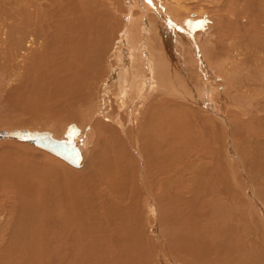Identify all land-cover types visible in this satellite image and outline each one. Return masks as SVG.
<instances>
[{
	"label": "bare ground",
	"instance_id": "bare-ground-1",
	"mask_svg": "<svg viewBox=\"0 0 264 264\" xmlns=\"http://www.w3.org/2000/svg\"><path fill=\"white\" fill-rule=\"evenodd\" d=\"M117 1H6L10 10L7 14L5 12L2 13V17L0 16V74L10 71L6 75L4 74L7 80L5 84L10 85L14 82L12 87L5 89L8 91V98L15 95L19 97L26 91L31 96L32 93L37 92L38 88V92L35 94H43L44 90H41L40 86L42 84L44 87L49 85L46 88L51 87L54 98L59 100L56 104L66 105L67 108L72 109L70 112H75L76 116L79 114L77 117H81L80 120L85 119L89 125L88 127L84 126L83 133H81L84 142L86 141L83 153L73 142L81 157L78 168L73 166L74 169H71L66 165H59L61 167L58 169L57 165L54 164L57 166L56 168L52 167V163L49 165V162H46V166L33 163L30 168L29 159L23 158L28 162H24L22 159L25 166L18 163L22 175L18 179L14 176V171H11L10 167L7 168L6 161H4L6 168L4 164H0V183H4L0 188L12 189L10 194L13 198V205L8 208V217L0 220L4 232L3 236H0V264L3 262H9V264H171L167 263L170 259L168 252L160 250V248L165 249L169 241L176 243L173 249L175 248L178 253L183 255L184 251H186V255L195 253L197 256L194 255V257H197L198 260V257H202L199 256L202 253V246L192 244L198 239L197 232L199 230L196 228L198 224L194 225V228L192 226L194 222L191 221L193 217L196 219L194 211L197 209L196 206L192 207L193 198L189 200L186 198V195L192 190L188 192L185 191L187 188H183L184 190L179 188L182 186V181H179L186 178L184 175L190 177V179L187 177L186 181L191 180L194 186L202 181V179L199 181L195 172L193 173L192 165L194 160L197 162V159L189 161L191 153H194L196 149H191L193 146L187 149V146L193 144L194 139L197 141L198 136L196 138L195 134L193 137L190 136L195 126L192 125L194 120L189 119L188 116L195 112L200 118L206 120L209 126L212 124V127L210 126L212 129L220 124L225 129V133L227 132L228 114L222 106L225 105L226 98L228 100L230 98L228 89L229 84L232 85L231 81L229 80V82L227 79H230V76L224 74L229 72L227 71L229 69L224 68L227 69L226 72L223 68L218 72L210 70L214 66L213 63L217 61V55L213 54L212 58L216 60L211 63V60L207 61L208 57H204V50L209 49L208 47L212 45L211 37L214 32L211 33V36L209 34L193 36L192 27L194 25L189 24V13L185 16L182 15L183 13H179L181 5L178 1L177 3L176 1L171 3V1L167 4L169 0H121L119 3L121 7L118 8H123L122 28L114 34L120 27L115 28V26L120 22L117 21L118 24L111 23L110 17L112 12L117 10L114 7L119 6V4L115 5L120 0ZM232 1L228 0L227 6L232 4ZM243 1L241 14L251 17L250 24L256 31V35H262L263 31H260V27L264 25V12L255 7L252 8L250 4L252 0ZM236 2L238 3L239 0ZM104 3L110 9L112 8L111 16H109L108 7ZM263 5L264 0H262ZM120 11L119 9L118 12ZM202 14L204 12L200 9L195 16L200 17ZM114 18L112 17V20ZM217 25L216 29L219 33L222 29H218ZM212 29L215 28L212 27ZM162 43L169 46L171 52L174 53L176 66L181 69H184L185 66L182 57L186 53H188L187 56L190 54L188 60L191 59V65L194 67L193 72L195 71V74L191 75L196 77L199 83L197 88L190 87L186 98L193 107L190 113L185 111L187 107L184 108V106L178 105L179 102H174L177 99H185L183 92L186 93V91H183L182 82L186 81L185 85L191 83L189 78H193V76L189 74L191 76L188 78L189 81H184V70L180 72V77L175 75V71L170 70L169 63L166 61L167 59L165 60V55L162 54V49V52L158 51L160 47H163ZM262 46L264 54V43ZM42 49L47 50L42 52ZM235 51L240 50L236 48ZM40 54L41 56L43 54L44 62L40 60V56L38 60ZM48 55L51 59L49 65L46 62ZM254 58L249 60H256ZM244 60L246 59L244 58ZM190 62L188 63L190 64ZM189 64L188 66H190ZM257 65L258 67L256 66L254 69L264 74V55ZM232 68L230 70H234ZM30 70L31 73H36L31 82H29V78H26V74ZM252 70L253 68H251V72ZM242 73L244 74V71ZM255 74H259L258 71ZM243 78L242 81L246 79V77L244 80ZM39 83L40 86L37 85ZM193 83H196L195 80ZM26 88L27 90H25ZM236 91L240 93L239 88ZM260 92L264 94V88ZM252 95L249 97L250 99H252ZM37 96L42 97L39 94ZM48 96L47 98H50ZM168 97L176 99L174 98V102L172 100L173 103H171ZM245 97H243L246 99L243 102L244 106L241 108L248 107L245 104L250 102L249 98ZM217 98L221 99L220 103L225 98L223 105L217 104ZM21 99L23 100V97ZM32 99L35 100L33 97ZM41 100L43 103L36 102L39 103L38 106L41 105L40 111L43 110L41 109L42 104L46 101L45 99ZM50 100L53 99L50 98ZM94 100L96 103L93 111L89 107L93 106L94 102L90 103ZM237 103L234 102V105L238 106ZM174 104H176L175 108L172 106ZM164 106L166 109H163ZM180 106L185 109L184 113L179 111ZM46 107L48 106H44V108ZM170 107L176 110L173 112L174 114L182 113L184 118L177 117L178 119L169 122L161 120L159 114L162 113L159 111L168 113ZM229 107H231L230 104H228ZM44 110L39 112L42 114L41 117L43 113L47 112ZM49 111H51L50 108ZM242 111L244 110L242 109ZM33 112V114L31 112L33 117L30 113L29 116L36 120L38 114ZM81 112L85 115L81 116ZM57 114L59 116V113ZM52 115L54 116V114ZM57 119L60 120V118ZM127 124L134 125V127L138 124V127L133 130V126H130L129 131L124 132ZM17 125L22 126V123H17ZM195 125L197 126L198 123L196 122ZM85 128H89V131L84 132ZM14 130L25 129L16 128ZM144 130H147L145 133L152 131L148 135L140 136L139 134H143ZM26 131L35 133L33 130ZM46 132H48L47 129ZM184 132L188 139L184 138ZM210 132L217 140V135ZM227 134H225V138L223 137L224 146L221 148L222 151L224 149L222 152L224 154L219 155L216 166H214L216 160H213L212 165L215 169L208 168L214 172L216 170L217 174L218 172L221 174L223 169L228 170L229 167L231 173L232 168H235L234 171H236L241 166L239 164L238 167L239 162L236 159L238 154L235 152L236 146L233 145L234 138H238L237 131L230 134L228 129ZM94 135L95 142L92 144ZM138 136L141 138L138 139ZM131 137L132 139H130ZM227 138H229L231 146L229 143H225ZM218 140L221 142V139ZM195 144L194 146H196ZM201 145L202 143L197 147ZM187 150L192 151L188 153ZM23 154L26 153L22 152L21 156H25ZM232 154L235 164L232 162ZM34 155L36 154L33 153ZM37 156L40 155L35 156V161ZM207 159L209 158L207 157ZM20 160L18 159L19 162H21ZM187 161L190 162L189 165H186ZM230 162L233 165L229 166ZM26 163L29 164V167H26ZM196 168L199 169V167ZM202 168L199 170L202 171ZM197 169L196 171L199 172ZM172 171H174L173 176L170 174ZM203 171L205 172L204 169ZM23 172L25 173L23 174ZM209 173L210 171L205 172L208 175ZM225 173L223 172L222 176L226 175ZM190 174L192 175L189 176ZM217 174L213 173V176H209L216 179ZM226 176L229 177V175ZM230 177L234 179L233 176ZM51 180L53 181L51 182ZM221 180L226 182L225 178L220 179L219 183L226 184L220 182ZM229 180L227 179V182ZM244 180L247 181L246 175H242L243 182L239 183V187L236 186L239 188L238 191H242L245 186ZM175 183L180 184L178 187L174 186L176 188L172 192L171 190L174 188L171 185ZM209 183L215 187L217 182ZM186 184L183 183V185ZM181 195L184 196L181 198ZM251 200L253 199L251 198ZM188 203L192 204L190 205L191 211L188 214L185 213L184 216L182 210L187 207ZM174 213L183 217L182 223L171 222ZM186 216L189 217L185 218ZM208 216L213 218L212 215ZM197 218L196 222L204 220V217L202 220ZM209 219L208 217L207 221H211ZM260 219L263 221L261 217ZM212 249L211 251H213ZM154 250L157 253H154V256L149 255ZM194 257L192 259H195ZM205 257H207L206 254ZM200 261L202 260L200 259L198 262L200 263ZM193 264H197V262Z\"/></svg>",
	"mask_w": 264,
	"mask_h": 264
},
{
	"label": "rangeland",
	"instance_id": "rangeland-1",
	"mask_svg": "<svg viewBox=\"0 0 264 264\" xmlns=\"http://www.w3.org/2000/svg\"><path fill=\"white\" fill-rule=\"evenodd\" d=\"M6 1L7 0H0V9H1L0 10V12H1L0 16L3 15L2 13H5V12L7 14L10 10L9 9L10 6L7 5L8 2H6ZM175 1H176V3L178 1L179 5H181L180 10H179L180 14L183 13L182 15L185 16L186 14L189 13V18H188V21L190 20L189 24H191L192 26L194 25L192 27V30H193L192 35L193 36H196V35L201 36V34H203V35L209 34L211 36V33L214 32L212 34L213 36L211 37L212 45L210 47H208L209 49L204 50V57L205 58L208 57L207 61L211 60V63H213L216 60V59L212 58L213 54L215 53L217 55V61H216V63H213L214 66L211 67L210 70L212 72H218L219 69L223 68V70L226 72V70L229 69V70H227L229 72L224 73V71H223V73L226 74V76H230V79L229 78H227V79H228V81L229 80L231 81V85H232V86H230V84H229V89H228V91H229L228 95H230V98H229V96H227L229 98V100H231L232 102L226 98V100L228 102L226 101L225 105H223L225 98L223 99L222 103H220L221 99L219 100V98H217V104H219V106L223 105L222 106L223 109L225 111H227V114H228L227 122H226L227 123L226 124L227 125V132L225 133V129L223 128L222 125L217 124L215 129H212L211 128L212 124L210 125L211 126L210 127L209 123L206 120H203L202 118H200L195 112L190 113L192 111L193 107H191L192 104H190L186 98H187L188 92H190L191 88H197L199 86V83L196 80V77L191 75V74H195L194 73L195 71L193 72L194 67H193V65H191L192 64L191 59H190L191 62L188 60L190 58L189 57L190 54H189V56H187L188 53H186V55L184 57H182V59L184 60L185 66H184V69H181L180 67L176 66V62L174 59V53L171 52L169 46H167V45L165 46V44L162 43L163 47H160L158 49V51L160 50V52H162V51L164 52V53L162 52V54L165 55V60L167 59L166 61H168V63H169L168 66H169L170 70H172L173 72L174 71L176 72L175 75L180 77V74H181L180 72L184 70L183 71V72H185L184 73V75H185L184 81L188 80L189 77L193 76V78L196 82V83H193L194 80L192 77L189 78V80L191 79V81H192V82L190 81L191 83H189L190 86H189V84H187L188 86L185 85L186 81L182 82V88L183 87L185 88V89L183 88V91H186V93L183 92L186 100L185 99L184 100H180V99L175 100L176 99L175 97H174L175 99L172 97H168L169 100H171L170 101L171 103H173L175 100L174 103L179 102L180 104H178V105L184 106V108H186V107L188 108V109L186 108V110H185L184 108H182L180 106L179 111L180 112L182 111V113H184V110H185L187 113H190L188 117H189V119L192 118L194 120L192 125L195 126L193 129L194 133L193 132L190 133V136L193 137L194 134H195L194 135L195 138L198 136V138H196L197 141H195V139H194V143L187 146L188 147L187 149H189L190 147L193 146V148H191V149L194 150V148H195L196 151L194 153H191L192 150H187V151H189L188 153H191V156L189 157L190 162H192L194 159H197L196 160L197 162H195V160H194V164L192 165V167H194L193 173L195 172V174H197L199 177V181L201 179H202V181H200L199 184L195 185L197 187H195L191 183V180L186 181V178L188 177V175L187 176L184 175V177H186V178H183L184 180L182 179L179 181V182L182 181V186H180L179 188H181L182 190H184L183 188H185V189L187 188L188 190L186 189L185 191H188V192H190L192 190L190 193H188L186 195L187 196L186 198L188 200L193 198V201H192L193 206L192 207L196 206V208H197L194 211V214H195L194 216H196V219H195V217H193V219H195V220L192 219L191 221L194 222L192 224V226H194V225L196 226L198 224L196 226V228L199 229L197 232V234H198L197 238L198 239L196 240V242L193 241L192 244L194 246L195 245L202 246L201 247L202 253H201V255H199L202 257L201 258L198 257V258H199V260L200 259L202 260V261H200V263H203V264H264V231H263L264 225H261L264 223V130H263L264 129V106H263L264 105V102H263L264 101V97H263L264 94H262L260 92V90L264 88V74L259 72V70H257V69L256 70L258 71L259 74H255V73H257V71L254 69V68H256V66L258 67L257 64L260 63V60L264 55L263 51H262L263 50L262 45L264 43V36L262 37V35H264V30H263L264 25L260 27V31L262 30L263 34L262 35H256L257 34L256 31H254V28L250 24L251 17L244 15V14H241V8H242V4L244 2L243 0H239L238 3L236 2V0H233L232 1L233 3L230 4L229 6H227L228 0H169V1H167V4L169 2L175 3ZM115 2H116V0H115ZM120 2H121V0L115 5H118ZM5 3H6V6H5ZM104 4L108 7V5L106 3H104ZM250 4H251L252 8L255 7L256 9H260V11L264 12V5L262 6V0L261 1L260 0H252V2ZM1 6H3V7H1ZM4 6H5V8H4ZM107 7H106V9H107ZM116 7L117 8L114 7V9H117V10H115V12H112V10H111L112 8L110 9L108 7V9H107L109 12V16H111L110 10L112 12V16L110 17L111 23L112 22L116 23L117 21H118V23L120 22L119 24L116 23V24H118L116 26L113 24L115 26V28H118L120 26L118 30L116 29L117 31H115L114 34H116L120 30V28H122L121 14H122L123 8H118V7H121L120 4H119V6H116ZM119 9L121 10L120 12H118ZM183 9H185L186 11ZM200 9H202L204 14H202V16H200V17L195 16ZM220 10H221V12H220ZM114 16L116 19L114 18ZM112 17L114 18L113 20H112ZM117 18H119L120 20L119 19L117 20ZM245 18H246V20H245ZM215 21L216 22L218 21V22L216 23ZM216 25L218 26L217 27L218 29L219 28L222 29L221 31H219V33L221 32L220 34L217 32L218 30L216 29ZM212 27L215 28L214 29L215 31L212 29ZM230 30H231V32H230ZM259 40H261L260 43H258ZM236 48H238V50H240V51H238V52L235 51ZM161 49H162V51H161ZM165 49L168 51H166ZM46 50L42 49V52L46 51ZM245 55H246V57H245ZM39 56L41 57L40 60L44 62L43 54H42V56H41V54L38 55V60L40 58ZM244 58L246 60H244ZM252 58H254L256 60H254V59H253L254 61L249 60ZM50 60H51L50 56L48 55L47 61H46L48 65L51 63ZM256 61H257V63H255ZM188 62H190V64ZM235 62H236V65H235ZM188 64L190 66H188ZM232 65H233V68H232ZM234 66H236V67H234ZM224 68H227V69H224ZM231 68L234 70H230ZM235 68H237V69H235ZM251 68H253L252 72H251ZM170 70H169V72L172 73V71H170ZM190 70H192V71H190ZM34 71H36V70H34ZM242 71H244V74L242 73ZM253 71H255V72H253ZM9 72L10 71H5L4 73L0 74V131H2V130L3 131H12V130L17 128V129H25V130H30V131L33 130L35 133L41 131L43 133V131L45 132V130L47 129L48 132H46V133H49V131H50L49 134H51V137H53L54 139H57V140H64V139H66V136L70 135L72 137V141L75 142L76 146L79 149H81L80 152L83 153L82 151H84V149H85L86 141L84 142V138H83V135L81 133H83L82 129L84 126L88 127L89 124L87 123V121H85V119L80 120L81 117L78 118L79 114H77V116H78L77 117L75 112H73V111L70 112V110H72V109H69V107L67 108L66 105L60 104V106H59L58 104H56L59 102V100L54 98L53 93H51V87H49L50 89L46 88L49 85L48 86L45 85L46 87H44L41 82L40 83L42 85L40 83L37 84L39 86L41 85L40 86L41 90L42 89L44 90L43 94L38 93L39 96H42L41 98L37 96L38 94H35L38 92L39 88L36 89L37 92H35V93H32V91H30V93H32L31 96L35 100L32 99V97L30 96L28 91H26V93H23V95H21V96L19 95V97H21V98L23 97V100L16 95L8 98V91L5 89L6 88L8 89L14 85V82L11 83L12 85L11 84L10 85L5 84V83H7V80L5 79L4 74L6 75ZM31 72L32 71L30 70L26 74V78L30 79L29 82H31L32 78L35 77L34 74H36L35 72H33V73H31ZM246 72H248V73H246ZM228 73H229V75H227ZM231 73H232V75H231ZM245 74H247V75H245ZM214 75H215V73H214ZM238 76H240V78H237ZM241 77L242 78L246 77V79L244 80V78H243L244 81H242ZM232 78H233V80L235 79L234 82H233ZM193 85H194V87H192ZM186 87H188V88L186 89ZM237 88H239L240 93H238V91H236ZM25 90H27V88ZM6 91H7V94H5ZM234 91H236V92H234ZM236 94H240L241 96L240 95L238 96ZM252 94L254 95V97ZM251 95H252V97H251L252 99L249 98ZM24 96L26 99L24 98ZM47 96L53 100H50V98H47ZM245 96H248V97H245ZM234 97H236V98H234ZM239 97H241V98H239ZM243 97H245L247 99L249 98L251 104L248 100H247L248 102H246L247 104H245V106L248 105V107H242L241 108V106H244V103H243V102H245L244 100H246ZM28 98H29V101H31L33 105L31 104V102L28 101ZM17 99H18V101H17ZM41 99L46 100V101H44V104H45V102H47V103L45 105L42 104L43 100H41ZM239 99H242L243 101L240 102ZM172 100H173V102H172ZM233 100L235 103L238 102L237 104L240 105V106L238 105L239 108L237 105H234ZM38 101H39V103L42 102L41 103L42 104L41 109H43V110L45 109L44 111H47L45 113L46 115L43 113L42 117H41L42 114L39 112H43V110L40 111L39 107L41 105L38 106L39 103L38 104L36 103ZM93 102H94V104H93ZM26 103H28V104L26 105ZM60 103H61V101H60ZM95 103H96L95 100L92 101L90 104H93V106L91 105V108L89 107V109L94 111ZM240 103H243V104H240ZM50 104H51V106L52 105L53 106L52 107L49 106ZM228 104H230L231 107L228 108ZM46 105L51 109V111H49L48 107L44 108V106H46ZM175 105L176 104H174L172 106H174V108H175L176 107ZM257 107H258V109H257ZM174 108L170 107V109H168V113H167V111H159L162 113V114H159V117H161V120L164 119L165 121L169 122V121L178 119L180 117L184 118V116L181 115L182 113L174 114L173 112L176 111ZM28 109L30 112L27 111ZM163 109H166V106H164ZM242 109L244 111H242ZM33 111H35V113L38 114V117L36 119L38 122L35 119H32V117H33L32 114L34 113ZM31 112H32V114H31ZM72 112H73V114H72ZM84 112L86 113L87 111H84ZM29 113L32 116L31 118L29 116ZM57 113H59V116ZM49 114H51V115L49 116ZM52 114H54V116ZM74 114H75V117H74ZM55 115H57V116L55 117ZM60 115H63V116H60ZM80 115L82 116L85 114L81 112ZM165 115H166V117H165ZM51 116H53V117H51ZM40 117H41V120L39 119ZM57 118H60V120ZM32 120H34V121L32 122ZM42 120L46 121L47 123H45ZM196 122L198 123L197 126L195 125ZM17 123H22V126H18ZM128 126H129V128H128ZM130 126L131 127L133 126L132 128L134 130V128L137 129L138 124H136V127H134V125H128L127 124L126 125L127 129L124 128V132H128L130 129ZM140 128H138V129H140ZM204 128H206V130H204ZM145 129H147V128H145ZM228 129H229L230 134L234 133L235 130L237 131L238 135L237 134L236 135L238 138H234L233 145L236 146L235 152L238 154V156H236V159H238V162H239L238 167L240 165L241 166L239 168H237L238 170L240 169L239 171L237 169H236V171H234L235 168L234 169L232 168L231 173H230V167L228 168L229 171L228 170L225 171L224 169L221 171L219 168V171H221L222 173L226 172L225 174L229 175V177H227L226 175H224V176H226V177H224V176H222L223 175L222 173L220 174V172H218V174H217L216 170L214 172L213 170L211 171L208 168L211 167L212 169H215L214 166H216L215 164H217V160H219V157L221 156V154H224V153H222V152H224V149L222 151L221 148H222V146H224L223 140H224L225 136L228 135L227 134ZM200 130H201V132H200ZM88 131H89V128L84 129V132H88ZM145 131H147V130H144L143 134H139V135L140 136L141 135L144 136L146 134L148 135L149 133H151L152 130H150V131L148 130L149 133H145ZM210 131H212L213 134L217 135V137H218L217 140H216L215 136L214 137L212 136V133ZM185 132L183 133L184 136H185ZM132 137L130 139H132ZM94 138H95V135L93 136L92 139H94ZM139 138H141V137L138 136V139ZM184 138L188 139L187 136H185ZM218 139H221V142ZM93 142H95V139H94V141L92 140V144H94ZM196 142L199 143V144L197 143L198 145H200L201 143H202V145L197 147L198 145L195 144ZM225 143L230 144L229 138H227L225 140ZM194 144L196 146H194ZM230 146H231V144H230ZM90 149H91V146H90ZM21 151L23 153H26V154H23L25 156H21L22 155ZM33 153H35L36 155H40V156H37L38 158H36V161L34 159L36 155L33 156ZM197 153H199V154H197ZM217 153H218V155H217ZM41 155H42V157H41ZM18 156H21L22 158L21 157L18 158ZM5 157H7V158H5ZM207 157L209 159H207ZM9 158H11V159L13 158V159L10 160ZM17 158L21 159L20 160L21 162H19ZM23 158L29 159L28 161H30V162H28L27 160H24ZM22 159L24 162H28L31 165L30 168H32L33 163H34V165H39V166L45 165L46 166V164H47L46 162H49L50 163V164L48 163L49 165H51V163H52V167L54 166L56 168L58 166L57 167L58 169H59V167H61L59 165H66L67 167L74 169L73 166H71L69 163L65 162L64 160L50 154L49 152H47L45 150H42V149H40L34 145H31L27 142H23L21 140H17V139H13V138H4V137L1 138L0 137V164H4V161H6L5 163H7L6 164L7 168L10 167L9 169L11 171H14V176H16L18 179L21 178L20 176H22L20 171H19V168H20L19 164H21V165L23 164L25 166V163H22L23 162ZM205 159H206V161H204ZM214 159L216 161H215L214 166H213L212 164H213ZM234 159L235 158L233 157V154H232V160H233L232 162L233 163H234ZM37 161H39V162H37ZM189 161H187L188 163L186 165H189V163H190ZM42 162H44V163H42ZM56 163H58V164H56ZM29 164L26 163V165H27L26 167H29L28 166ZM54 164L57 166H55ZM205 164L208 165L209 167L208 166L204 167V166H206ZM6 165H5V168H6ZM210 165H212V166H210ZM230 165H233V164L230 162L229 166ZM196 167H199V169L203 167L202 171H200L201 169L199 170ZM14 168H15V170H14ZM206 168H207V171H210L209 175L213 176L212 174L215 173V175L217 174V176H216L217 178L215 177L216 179H212L214 177H210L208 174H205V172L207 173ZM79 169H81V168H79ZM196 169L199 170V172L196 171ZM203 169L205 170V172L203 171ZM76 170H78V169H76ZM24 173L25 172H23V174ZM172 173H174V171H172L170 173L171 176H173ZM228 173H230V174H228ZM232 173H234V174H232ZM243 173H246V174H243ZM247 173H249V174L247 175ZM241 174L247 176V181L249 180L248 181L249 183L244 180L245 186H243L242 191H238L239 190V188H238L239 183L243 182ZM191 175L192 174H190L189 176H191ZM206 175H208V176H206ZM230 176H233L234 179H231ZM209 177H210V180L208 179ZM224 178L226 179V182H224V180L223 181L221 180L220 182H222V183L224 182L226 184H220L219 180L224 179ZM229 178H230V180H229ZM188 179H190V177H188ZM227 179L229 180L228 181L229 183L231 182V184H228ZM52 181L53 180H51V182ZM185 182H189V183L186 184ZM209 182H211V183L217 182L218 185H217V183H215L216 185L214 187L213 184L210 185ZM183 183L186 185H183ZM200 183H202V185H200ZM3 184L4 183H0V186ZM175 184L171 185L172 188H174L171 190L172 192L176 188L174 186L178 187L179 186L178 184H180V183H178V184L175 183ZM198 185H200V186H198ZM237 185H238V187H236ZM170 189H171V187H170ZM244 189H245L246 193H245ZM11 191H12V189H5L4 190V189L0 188V220L6 219V217H8V208L10 207V205H13V201H12L13 198H12V195L10 194ZM241 192H242V196H241ZM196 193H197V195H196ZM209 193H210V196H209ZM190 195H191V197H190ZM243 195H244V197H243ZM182 196H184V195H181V198H182ZM251 198L253 200H251ZM177 199H179V198H177ZM189 203H190V201H189ZM188 204H186L187 207L183 208V210H182L183 215L185 213L188 214L191 211L190 205H192V204H189L190 208L188 207ZM118 205H120V203H118ZM241 206H243V207L241 208ZM213 207H214V209H211ZM249 208H251V209H249ZM247 209H248V211H247ZM208 215H212L213 218L211 219V217ZM200 216H202V217H200ZM187 217H189V216H186L185 218H187ZM197 217H199L201 220L204 217L203 218L204 220L202 222L200 220H199V222H196L198 220ZM208 217L210 218L209 220H211V221H207ZM260 217L262 218L263 221H261ZM174 219L176 220V222ZM182 221H183V217H181L180 214L175 215V213H174V217H173V220L171 222L182 223ZM0 223H1V221H0ZM184 226H186V225H184ZM195 226H194V228H195ZM0 227H1L0 228V234H2L0 236L2 237L4 232L2 230L1 224H0ZM262 227H263V229H262ZM168 243H170V244H168ZM168 243H167V245L165 244L166 245L165 249L160 248V250H162V252L166 251L169 254L170 259L167 261V263L170 262L171 264H193L194 262H197V264H200L198 262L199 260L197 259V257L196 258L194 257L195 253H194V255L192 253H190V255H191L190 256L189 254L186 255L185 254L186 251H184L183 252L184 255H183L182 253H178L175 248L173 249V246L176 245V243H173V242L171 243V241H169ZM169 245H171V246H169ZM205 247L206 248L209 247V249H206ZM211 248H213L212 249L213 251H211ZM155 251L156 250H154L152 253L150 252L149 255L152 254V256H154V253H157V251L156 252ZM207 252H209V253H207ZM205 254L207 255V257H205ZM192 256L195 259H192L193 258ZM195 256H197V254ZM208 256H209V258H208ZM12 257H14V256H12ZM203 258H204V260H203ZM211 259H212V261H210ZM192 260H195V261H192ZM187 261L189 263H186ZM214 261H215V263H214ZM3 263L9 264V262H6V263L3 262ZM3 263H1V264H3Z\"/></svg>",
	"mask_w": 264,
	"mask_h": 264
},
{
	"label": "water",
	"instance_id": "water-1",
	"mask_svg": "<svg viewBox=\"0 0 264 264\" xmlns=\"http://www.w3.org/2000/svg\"><path fill=\"white\" fill-rule=\"evenodd\" d=\"M0 137L13 138L27 142L50 154L61 158L71 166L77 167L81 161L80 153L75 147L70 135L64 140H54L49 133H29L26 130H14L12 132H0Z\"/></svg>",
	"mask_w": 264,
	"mask_h": 264
}]
</instances>
